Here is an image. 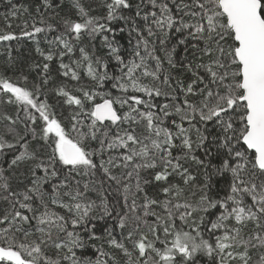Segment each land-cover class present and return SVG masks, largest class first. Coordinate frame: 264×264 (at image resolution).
I'll return each instance as SVG.
<instances>
[{"label": "snow or ice", "instance_id": "snow-or-ice-1", "mask_svg": "<svg viewBox=\"0 0 264 264\" xmlns=\"http://www.w3.org/2000/svg\"><path fill=\"white\" fill-rule=\"evenodd\" d=\"M6 3L0 264H264V0Z\"/></svg>", "mask_w": 264, "mask_h": 264}, {"label": "trees", "instance_id": "trees-1", "mask_svg": "<svg viewBox=\"0 0 264 264\" xmlns=\"http://www.w3.org/2000/svg\"><path fill=\"white\" fill-rule=\"evenodd\" d=\"M13 2H15V3H22V2L26 3V2H28V0H13ZM7 10H8V5L6 3V0H0V13H5V12H7ZM12 23H13V25H15L17 22L13 21ZM3 26H4V21L2 18H0V28H3ZM12 30L18 31V29H16L15 27ZM31 47H32L31 44L27 45V48H31ZM3 53H4V46L0 45V62H2L5 59V56L3 55ZM21 53H24L26 55L27 54L26 49H21ZM21 53H17V52H15V50L13 51L14 56H20ZM54 67H55V65H54Z\"/></svg>", "mask_w": 264, "mask_h": 264}]
</instances>
